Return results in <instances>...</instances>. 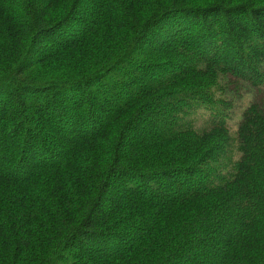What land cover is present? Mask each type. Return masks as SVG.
<instances>
[{
  "label": "trees",
  "instance_id": "1",
  "mask_svg": "<svg viewBox=\"0 0 264 264\" xmlns=\"http://www.w3.org/2000/svg\"><path fill=\"white\" fill-rule=\"evenodd\" d=\"M0 264H264V0H0Z\"/></svg>",
  "mask_w": 264,
  "mask_h": 264
},
{
  "label": "rangeland",
  "instance_id": "2",
  "mask_svg": "<svg viewBox=\"0 0 264 264\" xmlns=\"http://www.w3.org/2000/svg\"><path fill=\"white\" fill-rule=\"evenodd\" d=\"M242 97L237 98L236 96L234 97V115H232V121L231 124L234 125L237 121L238 118L237 116L240 115V113L242 112V109L245 108L250 100V97L242 92L241 93Z\"/></svg>",
  "mask_w": 264,
  "mask_h": 264
}]
</instances>
